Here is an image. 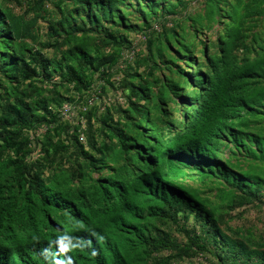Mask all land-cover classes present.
Masks as SVG:
<instances>
[{"label":"trees","instance_id":"obj_1","mask_svg":"<svg viewBox=\"0 0 264 264\" xmlns=\"http://www.w3.org/2000/svg\"><path fill=\"white\" fill-rule=\"evenodd\" d=\"M52 1L61 20L59 12L46 9V0H35L33 7L50 13L49 34L58 45L77 32H98L103 45L129 47L119 49L109 65H96L101 59L84 47L49 57L18 40L16 16L0 2V264H174L197 254L210 256L212 264H264V250L224 229L223 206L232 208L239 194L252 199L264 191V177L253 165L264 162V134L250 131L264 115V52L239 61L234 51L240 31L232 26L220 56L207 59V71L196 70L193 79L178 68L173 73L179 79H163L155 91L152 82L144 87L131 79L149 61L141 51L120 68L124 54L135 48L121 30L138 29L148 44L157 40L156 55L163 59L179 47L190 65L203 69L192 60L189 32L182 35L161 22L139 30L122 12V6L135 7L145 20L147 14L159 17L165 4L73 0L71 9ZM222 17L221 0H209L207 13L193 21ZM192 35L195 44L198 31ZM56 72L75 85L73 96L50 100L35 87L38 94L30 100L33 90L23 83L40 76L51 80ZM97 88L121 97L105 107L89 106L86 97ZM75 101L89 107L80 109L85 123H70L60 113L63 104ZM167 102L179 106L181 124L171 107H163ZM242 153L251 159L247 169L238 159ZM192 178L216 181L222 204L187 184ZM191 216L200 232L183 223L185 243L159 226L180 225L182 218L188 223Z\"/></svg>","mask_w":264,"mask_h":264},{"label":"rangeland","instance_id":"obj_2","mask_svg":"<svg viewBox=\"0 0 264 264\" xmlns=\"http://www.w3.org/2000/svg\"><path fill=\"white\" fill-rule=\"evenodd\" d=\"M35 0H0L5 3L16 16V22L21 31V37L18 40L22 43L30 44L35 50H41L47 56L60 59L63 54L68 55L75 52L77 48L84 47L92 56L100 58V62L97 61L96 65L110 61L117 55L119 49L125 51L129 47L127 42L118 43L113 42L111 45H103L102 34L98 32H90L85 34L83 32L74 33L71 36L72 41L61 40L65 42L63 45H58L57 41L52 39L49 34V19L50 13L45 11L42 7H33ZM165 4L167 10L165 12L160 11L159 17L147 14V18L142 20L138 13L133 11L135 7L122 6V12L128 17V20L139 26L140 29H148L157 22H161L169 28H176L182 35H190L188 39L189 47L191 48L192 60H195L197 66L203 64V69L197 68L194 65H190L184 57V53L179 47L171 49L167 54L165 53L164 59L156 55V42L154 43L143 41L142 32L135 30H121L122 34L128 38L129 43H133V46L141 51V59L148 60V62L142 61L141 65L137 67L131 78L138 85H144L147 87L149 82H152V87L155 91L160 87L161 82L166 79L178 80V76L173 73L174 70L182 68L186 70L187 74L192 75L195 79L196 70L207 71L208 67L205 65L207 59L212 57H219V50L221 46L225 44L227 40V34L232 26H236L240 34L236 40V46L234 55L239 61H243L247 58H254L259 53L264 52V0H221L223 8V17L217 22L205 21L203 23H195L193 20H198L200 16H204L208 11L209 0H156ZM219 1V0H214ZM55 2H62V6L69 5L70 8H74L75 4L73 0H55ZM257 4L255 8H251L253 4ZM260 4V5H259ZM136 6V3H134ZM260 6V7H259ZM46 9L51 12H59L57 17H61L59 8L56 7L54 2L46 0ZM239 7V9L237 8ZM169 9L171 10L169 12ZM234 11H237L239 18L234 21L231 17L234 15ZM250 11V13H248ZM56 19V18H55ZM147 20L150 23H147ZM109 26V25H108ZM192 30L198 31V37L195 44V37L192 35ZM189 32V33H188ZM244 46L249 49L245 50ZM181 51V52H180ZM155 54L154 59H150V55ZM98 60V59H97ZM168 62V64H165ZM172 62V63H171ZM0 77L3 78L2 75ZM90 77V74H87ZM146 83V84H145ZM100 86V84H99ZM36 88L42 89V96L46 99H54L58 96H73L75 91L74 84H68L67 81L61 79L58 72L55 73L53 79L48 80L43 76L37 77L33 81L24 82L23 89L31 88L33 93L28 91V98L33 100V96L37 95ZM100 89V88H99ZM191 89L188 90L190 92ZM117 91L108 88L107 92H103L102 100H110L114 102L117 96ZM179 103H182L180 99H177ZM52 102V101H51ZM163 107L173 110V120L177 124H181L182 117L179 110L176 111L179 106L177 104H167ZM255 127H252L250 131L260 132L264 134V115L256 118ZM41 134V131L38 133ZM86 136V135H85ZM87 137V136H86ZM83 143H86L83 142ZM228 150H226L227 154ZM38 157L35 154L31 160H35ZM70 157H66L64 161L65 166H69ZM243 167L247 169L248 164L251 163V159L246 157L244 153L239 155ZM253 165L259 169L258 172L264 177V162L256 161ZM192 187L200 190L203 197L211 200L215 205L222 204L221 194L224 193L220 190L221 186L215 181H205V183L197 179H189L187 182ZM232 208L226 207L224 204V220L225 227L230 236L239 241H245L249 245L254 247H260L264 250V191L260 197L247 199L239 194V199H235ZM185 222L180 219V225L167 223L165 225H159L163 230L171 233L175 238L179 239L182 243L186 242L187 236L185 235L181 226L183 223L187 225L190 230L195 228L200 232V227L196 223L194 216H191L190 220ZM224 226V224H223ZM182 229V230H181ZM263 246V247H262ZM174 264H212L210 256L204 254H197L194 256L185 257L182 260L176 261Z\"/></svg>","mask_w":264,"mask_h":264},{"label":"built area","instance_id":"obj_3","mask_svg":"<svg viewBox=\"0 0 264 264\" xmlns=\"http://www.w3.org/2000/svg\"><path fill=\"white\" fill-rule=\"evenodd\" d=\"M142 40L145 41V37H143ZM137 51H139V49L135 47V48H133V50L129 51L128 54L127 53L124 54L125 55L124 60L120 64L121 69L125 68V66H126L125 61L126 60H128L129 62L133 61ZM117 79L119 80L120 76H118ZM90 94L91 95H88L86 97L89 106H93L94 104H98V105L103 104L105 107L106 104L110 103L109 102L110 100L106 101V100L100 99L99 96L102 93H101L99 88L95 89L94 91H91ZM120 100H122V99H120ZM104 107L102 109H104ZM80 109L83 111H87L89 109V107L88 106L80 107L78 102H76V101L75 102H67V103L63 104V106L61 107L60 113H61L64 120L70 121V123L81 124V123H85L84 122L85 120L83 117L79 116L80 115ZM45 129L46 128H44V130ZM44 130L41 129L40 130L41 133L44 132ZM79 139L81 142H85L86 141L85 134L81 133Z\"/></svg>","mask_w":264,"mask_h":264}]
</instances>
